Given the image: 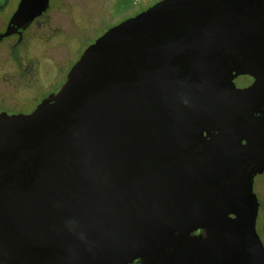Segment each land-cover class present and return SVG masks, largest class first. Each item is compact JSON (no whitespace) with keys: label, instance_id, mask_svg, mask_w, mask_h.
<instances>
[{"label":"water","instance_id":"95a60500","mask_svg":"<svg viewBox=\"0 0 264 264\" xmlns=\"http://www.w3.org/2000/svg\"><path fill=\"white\" fill-rule=\"evenodd\" d=\"M228 10L163 1L98 38L32 113L0 112V264H264V98L235 85L255 60Z\"/></svg>","mask_w":264,"mask_h":264},{"label":"flooded vegetation","instance_id":"af4514ba","mask_svg":"<svg viewBox=\"0 0 264 264\" xmlns=\"http://www.w3.org/2000/svg\"><path fill=\"white\" fill-rule=\"evenodd\" d=\"M22 1L0 0V112L9 115L30 114L59 91L69 72L56 88L53 67L58 54L68 50L69 41L74 43L95 32L100 38L167 0H49L46 10L30 23L15 18ZM223 1L231 21L238 24L235 37L241 41L240 51L255 60L256 76L242 74L234 80L235 85L246 90L258 82L256 98H264V0ZM93 25L108 27L93 32ZM253 192L258 205L255 228L264 246V172L254 177ZM194 235L205 236L206 232L199 230Z\"/></svg>","mask_w":264,"mask_h":264},{"label":"rangeland","instance_id":"374dc122","mask_svg":"<svg viewBox=\"0 0 264 264\" xmlns=\"http://www.w3.org/2000/svg\"><path fill=\"white\" fill-rule=\"evenodd\" d=\"M108 26L94 25L90 27V30L104 31ZM95 29V30H93ZM89 30V31H90ZM87 31V30H86ZM98 39V33L86 34L76 42H68V50L58 54V60L54 64L52 77L54 78V87H58L60 82L65 79L66 74L70 71L72 66L78 61L82 53L96 40ZM62 51V50H61ZM53 87V88H54ZM36 93V92H35Z\"/></svg>","mask_w":264,"mask_h":264}]
</instances>
